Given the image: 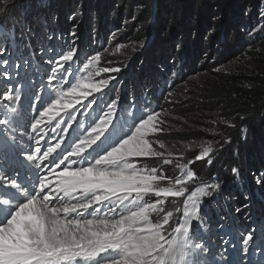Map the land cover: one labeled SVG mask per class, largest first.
<instances>
[{
	"label": "snow or ice",
	"instance_id": "1",
	"mask_svg": "<svg viewBox=\"0 0 264 264\" xmlns=\"http://www.w3.org/2000/svg\"><path fill=\"white\" fill-rule=\"evenodd\" d=\"M30 13L31 0H0V264H264V214L252 212L254 197L264 202V172L251 173L250 190L236 150L223 178L197 184L191 165L211 167L231 138L183 143L199 149L190 159L174 152L160 138L175 130L169 110L121 94L128 64L99 67L109 48L85 44L82 11L66 17L67 31L56 14ZM137 43L133 52L145 47ZM100 73L110 75L94 81ZM156 99L179 102L171 90Z\"/></svg>",
	"mask_w": 264,
	"mask_h": 264
},
{
	"label": "trees",
	"instance_id": "2",
	"mask_svg": "<svg viewBox=\"0 0 264 264\" xmlns=\"http://www.w3.org/2000/svg\"><path fill=\"white\" fill-rule=\"evenodd\" d=\"M39 1L31 0V3L35 6ZM46 1L53 12L55 10L58 13H65L74 6L75 10L79 9L86 14L88 20L90 13L97 12L98 19L103 20L105 25L111 20L116 21L129 16L130 19H134V25H137L134 41L149 37L150 24L155 21L156 28L153 34L156 35L155 45L153 43L154 47L147 51L150 64L153 60L159 62L161 57L168 62V51L174 49V43L178 42L186 44L183 48L184 57L187 64L192 66L196 65L202 50L206 48L204 54L211 53L207 50L212 48L217 50L220 46V55L223 58L229 54L234 58L239 53L242 54L240 44H243L244 37L241 36V30L245 24L254 21L258 16V7L262 4V0ZM23 3L24 0H17L18 5ZM20 11L21 8L16 7L6 19L17 18ZM94 24L96 26L100 22L94 21ZM205 37L206 43L203 42ZM176 53L175 55H182L181 52ZM247 55L251 68L245 66L238 72L216 71L215 66L211 65L210 72L203 76L194 93L180 106H188L190 110L194 109L200 113H216L219 118L235 125L227 126L223 134L228 138H234L239 147L244 148L246 145L247 148L245 147L240 154L245 155L243 165L250 173L248 177L253 185L251 173H258L259 167L264 164V34L253 44ZM170 57L174 56L170 54ZM116 59L122 57L117 56ZM241 130L246 131L244 136ZM162 139L173 140L171 137ZM211 170H206L205 173ZM165 205L171 207L168 202ZM175 205L179 206L178 200L175 201Z\"/></svg>",
	"mask_w": 264,
	"mask_h": 264
},
{
	"label": "rangeland",
	"instance_id": "3",
	"mask_svg": "<svg viewBox=\"0 0 264 264\" xmlns=\"http://www.w3.org/2000/svg\"><path fill=\"white\" fill-rule=\"evenodd\" d=\"M47 2L48 1L43 0V7H40V1L36 3L35 6L32 5V13H30L29 19H31V15L35 13L47 14L49 17L52 14H56L59 16V28L62 31H67L69 25L66 21V17L70 13L77 10H75L74 6H71V8L65 13H58L55 10L53 12L49 9V5ZM261 10L262 4L258 7V16L254 19V21L245 24L241 30V36L244 37L245 42H243V44H240L242 54L239 53V55L235 58L229 54V56L225 55V58H223L220 55V46H218L217 48L218 51L216 50V48H212L211 50H207L211 53L204 54L207 49L205 46L204 48L206 49L202 50V55L197 59L195 66H192V64L188 65L187 60L184 57L185 53L183 48H185L186 44H180V52L182 55H175L177 54L176 45L178 44V42L174 43V49L168 51V62L167 59L161 57L160 61L158 60L159 62H154L153 60L150 64V62L148 61L149 56L147 54V51L153 48L155 45L154 42L156 41V35H153L155 33L154 29L156 28L155 21L154 23L152 21L153 24H150L151 35H148L149 37L142 40L144 41L145 47L142 50L136 52H133L132 49L138 47V41H134V33L137 31V25H134V19H130L129 16H127L126 18L118 19L116 21L111 20L109 23H107V25H105V22L103 20L98 19L97 12L90 13L89 20L87 19V17H85L86 14H83V25L80 29V34L82 35L85 44L89 42L90 38L95 41V43H93L92 45V50L103 51L104 48H109V52L106 53L104 57H102L99 67L119 66L121 62H126L128 64L127 70L123 73V75L125 76V80L123 82V85L121 86V94H123L125 89L130 90L137 95H139L140 93H144L152 102L151 106L153 108H157L159 106L169 110L170 115L168 119L169 122L174 126L175 130L168 133L167 135L162 134L160 138L162 139L163 137H171L173 140L165 141V143L169 145V147L172 144H175L176 148L172 150L174 152L184 151L186 159H190L195 155L196 152L199 151V149H194L191 151L185 150L183 149V143L227 139L228 137L223 134L224 129L227 127V125L221 122V118H219L216 113H200L199 111L197 112L194 109L190 110L191 108L188 106L181 107L180 105H184L186 103V100L190 98V95L194 93L198 84L203 80V76L210 72L211 65L215 66L214 69L216 71L223 72H238L245 66H249L251 68L247 53L250 49H252L253 44L257 43L258 39L262 38L264 34V20H262L260 16ZM20 18L21 11L20 14H18L17 18L13 17L9 18L8 20L6 19V22L8 24H11L13 19L19 20ZM94 21H99L100 24L95 26L96 32L91 34L90 37V29L92 25H95ZM257 26H261V30L250 36L248 33ZM113 33L116 34L114 38L112 36ZM203 42H207V37L204 38ZM117 43H122L125 45V47L121 50L120 53L114 54L113 50L115 49V45ZM170 54H172L176 58L177 62L175 64H172L170 62L172 58L170 57ZM117 56L122 57V59L117 60ZM229 58L231 59L228 60ZM108 60L113 61V64H107L106 61ZM172 72H175L176 75L172 76ZM81 74H83V70H81ZM108 75L110 74L100 73L99 75H94L93 80L98 82L100 77H107ZM169 90L173 91L174 99L179 102L175 104H169L163 99H160L157 102L156 98L161 97L166 93V91ZM81 103H86V101H81ZM76 108H80V105H76ZM72 110L73 109H69V111ZM79 119L84 121L83 116L79 117ZM185 120L188 121L187 124L184 123ZM213 120H216L217 123L212 124L211 121ZM213 127L216 128L217 132L221 135L213 136L209 135L206 132H201L198 130L200 128ZM241 132L243 133V136L246 133L245 130H241ZM231 140V144H224L223 150L217 151L215 161L211 167L207 166L203 161H198L194 165H191L193 170L197 172L200 178L196 182L197 184L205 181H210L213 173H219V175H221V178L225 176V172L223 171V169L229 167L234 162L233 153L238 150L240 154L241 151L245 150L244 148L246 147V145L244 148L243 146L239 147L234 138H231ZM216 146L217 145L214 144V147ZM244 156V154L242 156L241 154L239 155V159L242 163L244 162ZM203 167L204 170H202ZM206 170L211 171L209 173H205ZM164 171L167 175L172 174L173 170L171 166H164ZM261 172H264V164L259 167L258 173H255V175L259 176ZM194 186L195 184L191 185V187ZM248 186L250 190L256 189L254 178L252 185L248 177ZM238 203H244L242 197L240 201H238ZM212 211L213 215H215V209H213ZM252 212L256 216L264 214V202L254 197ZM242 215L243 214L241 213V217ZM239 223L244 224L245 222L241 218L239 220Z\"/></svg>",
	"mask_w": 264,
	"mask_h": 264
}]
</instances>
